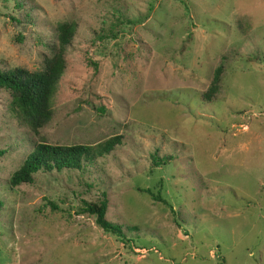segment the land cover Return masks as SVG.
Segmentation results:
<instances>
[{"label":"rangeland","instance_id":"374dc122","mask_svg":"<svg viewBox=\"0 0 264 264\" xmlns=\"http://www.w3.org/2000/svg\"><path fill=\"white\" fill-rule=\"evenodd\" d=\"M63 21L49 120L32 132L0 90V264H264V0H0V68L41 69ZM115 135L82 172L8 185L35 143ZM102 192L119 237L78 212Z\"/></svg>","mask_w":264,"mask_h":264},{"label":"trees","instance_id":"16d2710c","mask_svg":"<svg viewBox=\"0 0 264 264\" xmlns=\"http://www.w3.org/2000/svg\"><path fill=\"white\" fill-rule=\"evenodd\" d=\"M116 21V19H115ZM128 22V21H126ZM115 26L102 33L98 39L113 37ZM75 24L72 22H60L55 26V44L50 50L49 56H45L41 62V69L28 71L22 67L0 68V90L9 98V108L14 116L32 132L36 133L51 116L50 98L57 80L64 69L63 53L70 44L74 35ZM109 34V35H108ZM221 66H217L212 73L211 83L204 92L203 98L209 101L216 91L221 80ZM118 135L109 137L95 145H59L43 142L35 143L32 150L25 156L21 164L8 177L9 187L33 182L36 173H52L57 171L82 172L93 165L98 158L107 155L114 147L121 143ZM5 149H0V157L5 154ZM155 152V151H154ZM152 166L164 164L169 161L170 155L158 157L150 155ZM144 192L154 201H161L158 191L152 193L149 189H138ZM165 203V202H163ZM0 201V206H1ZM107 200L105 193L96 202L81 200L79 213L94 216V223L103 231L119 237L121 230L119 225L105 219ZM51 208H55L53 205Z\"/></svg>","mask_w":264,"mask_h":264}]
</instances>
